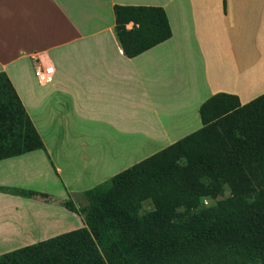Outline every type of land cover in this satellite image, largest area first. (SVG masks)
I'll use <instances>...</instances> for the list:
<instances>
[{"label": "crops", "instance_id": "0c3cea01", "mask_svg": "<svg viewBox=\"0 0 264 264\" xmlns=\"http://www.w3.org/2000/svg\"><path fill=\"white\" fill-rule=\"evenodd\" d=\"M114 5L170 36L124 53ZM263 94L264 0H0V259L75 234L77 197L200 129L208 99Z\"/></svg>", "mask_w": 264, "mask_h": 264}, {"label": "trees", "instance_id": "16d2710c", "mask_svg": "<svg viewBox=\"0 0 264 264\" xmlns=\"http://www.w3.org/2000/svg\"><path fill=\"white\" fill-rule=\"evenodd\" d=\"M112 12L124 53L170 36L159 8ZM199 113L200 129L80 194L105 264H264V195L248 177H264V94L242 106L216 95ZM145 201L151 208L140 213Z\"/></svg>", "mask_w": 264, "mask_h": 264}, {"label": "rangeland", "instance_id": "374dc122", "mask_svg": "<svg viewBox=\"0 0 264 264\" xmlns=\"http://www.w3.org/2000/svg\"><path fill=\"white\" fill-rule=\"evenodd\" d=\"M248 177L256 190L264 195V177H261L263 180L255 175H248ZM227 196L228 192L225 190L222 196L214 200L204 198L200 202V207L205 208L213 206L218 200H222ZM77 198L78 202L75 210L77 214L81 216L79 210L83 207L84 203L81 195ZM150 208V203L145 201L142 204L140 213ZM38 248L41 249L35 250L30 248L17 253L13 257L1 258L0 264H5V261L8 262V264H21L22 261L26 264H105L85 226L78 229L75 234L62 236ZM52 249L55 250L54 254L50 252Z\"/></svg>", "mask_w": 264, "mask_h": 264}, {"label": "built area", "instance_id": "2783aa9c", "mask_svg": "<svg viewBox=\"0 0 264 264\" xmlns=\"http://www.w3.org/2000/svg\"><path fill=\"white\" fill-rule=\"evenodd\" d=\"M36 59L33 61V77L37 84L43 86L50 84L52 81V71L53 68L50 65H44L40 61L38 62Z\"/></svg>", "mask_w": 264, "mask_h": 264}]
</instances>
